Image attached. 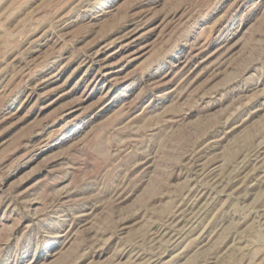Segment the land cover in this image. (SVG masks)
Masks as SVG:
<instances>
[{
    "label": "rangeland",
    "instance_id": "obj_1",
    "mask_svg": "<svg viewBox=\"0 0 264 264\" xmlns=\"http://www.w3.org/2000/svg\"><path fill=\"white\" fill-rule=\"evenodd\" d=\"M0 264H264V0H0Z\"/></svg>",
    "mask_w": 264,
    "mask_h": 264
},
{
    "label": "bare ground",
    "instance_id": "obj_2",
    "mask_svg": "<svg viewBox=\"0 0 264 264\" xmlns=\"http://www.w3.org/2000/svg\"><path fill=\"white\" fill-rule=\"evenodd\" d=\"M99 64V63H98ZM111 78V77H110ZM113 80V79H112ZM115 80V79H114ZM108 82V81H107Z\"/></svg>",
    "mask_w": 264,
    "mask_h": 264
}]
</instances>
